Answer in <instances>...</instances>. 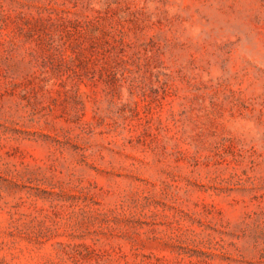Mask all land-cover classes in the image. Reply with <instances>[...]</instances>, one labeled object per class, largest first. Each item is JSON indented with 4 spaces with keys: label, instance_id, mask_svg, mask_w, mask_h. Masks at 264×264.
I'll list each match as a JSON object with an SVG mask.
<instances>
[{
    "label": "rangeland",
    "instance_id": "374dc122",
    "mask_svg": "<svg viewBox=\"0 0 264 264\" xmlns=\"http://www.w3.org/2000/svg\"><path fill=\"white\" fill-rule=\"evenodd\" d=\"M0 264H264V0H0Z\"/></svg>",
    "mask_w": 264,
    "mask_h": 264
}]
</instances>
